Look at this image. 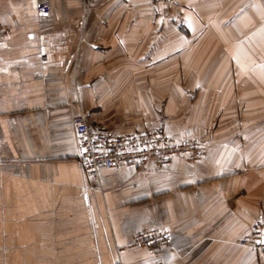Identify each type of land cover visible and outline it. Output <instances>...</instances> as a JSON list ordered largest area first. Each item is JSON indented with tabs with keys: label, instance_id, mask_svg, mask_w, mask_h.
Returning a JSON list of instances; mask_svg holds the SVG:
<instances>
[{
	"label": "crops",
	"instance_id": "1",
	"mask_svg": "<svg viewBox=\"0 0 264 264\" xmlns=\"http://www.w3.org/2000/svg\"><path fill=\"white\" fill-rule=\"evenodd\" d=\"M47 1L0 0V264H264L237 243L264 221V0ZM79 113L205 151L93 178ZM152 227L158 256L129 245Z\"/></svg>",
	"mask_w": 264,
	"mask_h": 264
},
{
	"label": "built area",
	"instance_id": "2",
	"mask_svg": "<svg viewBox=\"0 0 264 264\" xmlns=\"http://www.w3.org/2000/svg\"><path fill=\"white\" fill-rule=\"evenodd\" d=\"M94 1L86 0L88 4ZM37 7L42 14L48 13L47 0H38ZM10 31V26L0 22V38ZM72 123L79 139L81 167L93 178L99 175L102 168L144 166L147 163L165 167L176 157L195 161L205 151L202 140L195 137L181 139L167 133L161 127L146 128L126 135H112L102 127L92 126L82 113L73 115ZM263 225L264 221L256 222L251 231L237 243L264 253ZM168 244V230L163 227H152L136 233L129 245L147 247L151 253L158 256ZM153 264L162 263L157 260Z\"/></svg>",
	"mask_w": 264,
	"mask_h": 264
},
{
	"label": "rangeland",
	"instance_id": "3",
	"mask_svg": "<svg viewBox=\"0 0 264 264\" xmlns=\"http://www.w3.org/2000/svg\"><path fill=\"white\" fill-rule=\"evenodd\" d=\"M151 3H154V4H161L162 6H165L166 3H168L170 0H149ZM179 138V137H178ZM183 139V138H181ZM248 248V247H247ZM252 249V248H250ZM254 250V249H253ZM257 251V250H256ZM259 252V251H258ZM262 253V252H261Z\"/></svg>",
	"mask_w": 264,
	"mask_h": 264
}]
</instances>
